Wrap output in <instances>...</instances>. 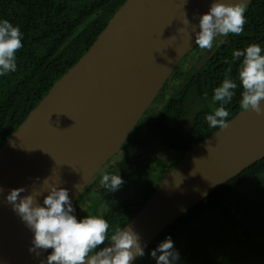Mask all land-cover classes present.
I'll use <instances>...</instances> for the list:
<instances>
[{"label":"water","instance_id":"1","mask_svg":"<svg viewBox=\"0 0 264 264\" xmlns=\"http://www.w3.org/2000/svg\"><path fill=\"white\" fill-rule=\"evenodd\" d=\"M209 4L125 0L90 47L0 145V188L7 192L23 186L42 202L47 187L42 182L48 178L68 189L74 205L97 172L124 147L180 60L195 47L193 14L206 12ZM212 53H203L193 70ZM263 157L264 115L241 109L225 128L181 154L126 225L133 226L147 247L209 193ZM31 237L0 194V264H39L47 252H29Z\"/></svg>","mask_w":264,"mask_h":264},{"label":"trees","instance_id":"2","mask_svg":"<svg viewBox=\"0 0 264 264\" xmlns=\"http://www.w3.org/2000/svg\"><path fill=\"white\" fill-rule=\"evenodd\" d=\"M124 1L0 0V19L18 25L23 34L17 71L0 77V145L90 47ZM244 15L239 36L220 37L212 49L195 45L180 60L126 139L127 149L117 152L78 196L73 205L77 218L102 214L110 231L125 226L158 186L150 177H163L184 151L217 129L209 128L204 117L218 106L212 103L213 89L225 77L236 78L238 62L229 63L232 51L251 43L264 47V0H250ZM209 50L213 53L193 70ZM239 96L238 87L226 105L228 120L241 110ZM141 166L145 170H139ZM104 172H119L124 181L119 190L107 192L100 185ZM165 237H171L178 250L179 264H264V157L172 222L135 264H155L149 250Z\"/></svg>","mask_w":264,"mask_h":264},{"label":"clouds","instance_id":"3","mask_svg":"<svg viewBox=\"0 0 264 264\" xmlns=\"http://www.w3.org/2000/svg\"><path fill=\"white\" fill-rule=\"evenodd\" d=\"M246 10V0H210L206 12L193 14L197 20L193 30L194 44L202 50L212 49L218 46L220 37L239 36L244 31ZM184 22L189 23L185 15ZM22 38L18 25L0 19V77L17 71V52L23 47ZM232 62H238L236 78L225 77L213 89L212 103L218 106L204 117L209 128L227 126L229 111L226 105L232 102L238 87L239 107L264 115V47L251 43L234 49L229 63ZM123 183L119 172H104L100 177V185L107 192L119 190ZM42 184L47 185L42 202L23 186L7 192L0 188L5 202L32 233L29 252L37 256L41 250L47 252L39 264H135L137 259L144 257L146 245L141 243L133 226H117L110 231L102 214L77 218L67 188L49 183L48 178ZM74 187L80 188L79 185ZM148 254L155 264L180 262V254L171 237H165Z\"/></svg>","mask_w":264,"mask_h":264},{"label":"flooded vegetation","instance_id":"4","mask_svg":"<svg viewBox=\"0 0 264 264\" xmlns=\"http://www.w3.org/2000/svg\"><path fill=\"white\" fill-rule=\"evenodd\" d=\"M123 146L125 147V145H123ZM124 147H123L122 149H124ZM135 147H136V146H133V147H131L130 149H128L127 151H130V150L132 151V148H135ZM125 149H127V148L125 147ZM125 149H124V150H125ZM142 169L145 170V168L141 166V167L139 168V170H142ZM131 177H132V176H131ZM132 178H133V182H136V183L138 182V181H136V179H137L138 177H136V178L132 177ZM160 178H162V177H158V176H153V177H152V176H151V177H150V182H151L153 179H155V181H159ZM153 182H154V181H153ZM159 182H160V181H159ZM140 184H141V183H140Z\"/></svg>","mask_w":264,"mask_h":264},{"label":"rangeland","instance_id":"5","mask_svg":"<svg viewBox=\"0 0 264 264\" xmlns=\"http://www.w3.org/2000/svg\"><path fill=\"white\" fill-rule=\"evenodd\" d=\"M146 149H151V147H147Z\"/></svg>","mask_w":264,"mask_h":264}]
</instances>
